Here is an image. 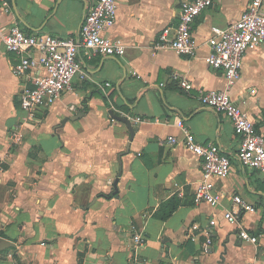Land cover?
Returning <instances> with one entry per match:
<instances>
[{"label":"crops","instance_id":"obj_1","mask_svg":"<svg viewBox=\"0 0 264 264\" xmlns=\"http://www.w3.org/2000/svg\"><path fill=\"white\" fill-rule=\"evenodd\" d=\"M94 2L2 0L0 27L78 39ZM248 2L213 0L191 25L196 54L183 56L153 47L163 27L177 24L180 0H117L109 33L122 38L123 55L80 47L86 77L74 76L53 104L39 108L15 146L8 135L21 115L20 92L43 70L13 73L20 57L0 40V237L12 243L0 248V264H131V225L145 238L139 254L150 264H264V173L240 163L230 119L198 99L202 91L226 89L222 70L205 62L211 26L234 21ZM173 72L189 79L188 93ZM105 82L110 85L97 84ZM228 90L264 136V43L245 53ZM111 112L137 127L132 138ZM178 121L230 158L229 175L213 180L217 205L193 200L201 159L185 148ZM233 194L254 207L239 220L257 243L241 240L239 227L223 216ZM172 195L177 208L165 220L155 217ZM209 222L214 235L205 253L201 230Z\"/></svg>","mask_w":264,"mask_h":264},{"label":"built area","instance_id":"obj_2","mask_svg":"<svg viewBox=\"0 0 264 264\" xmlns=\"http://www.w3.org/2000/svg\"><path fill=\"white\" fill-rule=\"evenodd\" d=\"M212 3L213 0H180L177 24L174 27H163L153 44L154 49L170 48L179 55H195L197 43L191 25ZM116 12L117 0H95L90 10L82 17L78 39L72 36L29 34L17 25L7 29L0 27V40L5 49L20 57V60L11 66L13 73L24 74L31 69L43 70L33 75L32 86H24L20 92L21 115L10 128L8 135L11 146L22 142L23 126L35 118L39 108L53 104L61 93L69 89L74 76L86 77L78 57L80 47L92 55H123L125 45L122 38L109 33L116 20ZM206 43L208 52L205 62L212 68L222 70L226 89L202 91L198 99L202 105L222 112L230 119L235 134L240 137L236 153L240 163L264 173V136L239 104L231 98L228 90L241 75L245 53L264 43V0H249L237 19L223 26L212 25ZM35 50L39 52L38 56L33 55ZM171 77L176 80L179 88L187 93L190 91L192 85L187 77L176 72L171 73ZM97 84L103 88L109 86L110 82ZM134 121L140 122L141 118L135 117ZM177 124L183 132L185 148L201 159V176L193 193L194 202L219 204L221 197L214 191L213 180L229 175L230 158L223 154L215 143L203 144L197 141L182 121ZM166 140L173 144L176 137L169 135ZM242 211L253 212L254 207L240 195L233 194L231 206L225 209L223 216L229 223L239 227L238 237L241 240L257 243V236L250 234L240 224ZM131 228V264H150L147 258L139 254L140 248L145 244V238L134 225H131ZM191 229H198V225L192 223ZM201 233L205 236L203 250L208 253L212 250L214 223L209 222ZM191 238L195 239V236Z\"/></svg>","mask_w":264,"mask_h":264},{"label":"trees","instance_id":"obj_3","mask_svg":"<svg viewBox=\"0 0 264 264\" xmlns=\"http://www.w3.org/2000/svg\"><path fill=\"white\" fill-rule=\"evenodd\" d=\"M179 204L180 201L177 199L176 195H172L165 201L161 202L157 210L154 212V216L161 220H165L172 214Z\"/></svg>","mask_w":264,"mask_h":264},{"label":"water","instance_id":"obj_4","mask_svg":"<svg viewBox=\"0 0 264 264\" xmlns=\"http://www.w3.org/2000/svg\"><path fill=\"white\" fill-rule=\"evenodd\" d=\"M111 114H112L113 117H115L116 119L124 122L127 125L128 129H129V132H130V138H132L134 132L137 130V127L135 125H133V124H130L129 120L126 117L117 115L114 112H111ZM116 183H117V180L114 181V187L115 188H116ZM9 246H12V243L9 242L8 240H6L3 237H0V248L3 249V248H7Z\"/></svg>","mask_w":264,"mask_h":264}]
</instances>
